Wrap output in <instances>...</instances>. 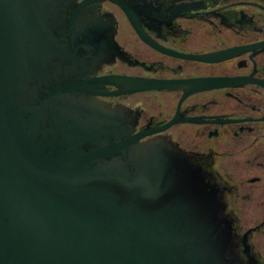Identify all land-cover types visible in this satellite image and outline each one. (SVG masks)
Returning <instances> with one entry per match:
<instances>
[{
	"label": "water",
	"instance_id": "95a60500",
	"mask_svg": "<svg viewBox=\"0 0 264 264\" xmlns=\"http://www.w3.org/2000/svg\"><path fill=\"white\" fill-rule=\"evenodd\" d=\"M97 1L0 0V264H244L203 168L94 99L179 84L96 75L122 55L77 31Z\"/></svg>",
	"mask_w": 264,
	"mask_h": 264
},
{
	"label": "flooded vegetation",
	"instance_id": "af4514ba",
	"mask_svg": "<svg viewBox=\"0 0 264 264\" xmlns=\"http://www.w3.org/2000/svg\"><path fill=\"white\" fill-rule=\"evenodd\" d=\"M124 1L129 13L100 0L78 19V32L98 21L122 51L96 75L179 84L94 99L128 110L142 141L160 140L200 165L220 189L237 254L264 264V0ZM149 93L158 94L154 110L145 105Z\"/></svg>",
	"mask_w": 264,
	"mask_h": 264
},
{
	"label": "rangeland",
	"instance_id": "374dc122",
	"mask_svg": "<svg viewBox=\"0 0 264 264\" xmlns=\"http://www.w3.org/2000/svg\"><path fill=\"white\" fill-rule=\"evenodd\" d=\"M147 98L144 100L145 105L149 108V110H154L158 107V94L149 93L146 94Z\"/></svg>",
	"mask_w": 264,
	"mask_h": 264
}]
</instances>
